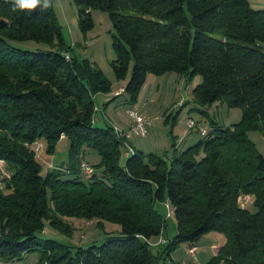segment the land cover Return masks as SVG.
Wrapping results in <instances>:
<instances>
[{"label":"trees","instance_id":"obj_1","mask_svg":"<svg viewBox=\"0 0 264 264\" xmlns=\"http://www.w3.org/2000/svg\"><path fill=\"white\" fill-rule=\"evenodd\" d=\"M72 1L83 33L93 10L108 13L111 66L118 80L127 78L128 103L147 74L198 75L192 100L201 108L224 101L241 118L212 126L183 150L173 143L167 158L137 150L122 157L112 128L93 121L94 96L110 83L89 60H65L71 47L51 1L21 10L0 0V160L9 174L0 175V261L37 251V264H165L180 244L217 232L224 242L208 264H264V156L247 137L264 134V9L251 0ZM26 41L46 48L13 45ZM61 136L67 165L42 175L34 142L52 154ZM86 149L100 159L91 176L79 169ZM247 195L254 211L240 206ZM162 202L172 207L176 233L155 247L148 240L166 229ZM69 218L117 224L120 234L74 250L37 238L46 226L70 237Z\"/></svg>","mask_w":264,"mask_h":264},{"label":"rangeland","instance_id":"obj_2","mask_svg":"<svg viewBox=\"0 0 264 264\" xmlns=\"http://www.w3.org/2000/svg\"><path fill=\"white\" fill-rule=\"evenodd\" d=\"M54 8L56 19L61 26L66 43L71 47V54L65 52L64 58L70 60L71 55L78 59L89 60L97 67L110 83V91L94 96L93 121L97 126L109 125L115 136L121 143V154H133L135 150L147 155L154 153L163 158L170 156L173 143L178 150H183L193 145L203 136L199 130L210 131L212 126L228 127L241 118L240 108H229L224 101H216L211 106L201 108L192 100V89L201 81L196 75L192 80L175 73L166 72L161 75L147 74L134 104L127 102V93L117 94L125 87L127 78L118 80L113 72L111 62L115 59L112 47V24L109 15L105 11L93 10L91 12L92 28L83 33L78 25L77 6L72 0H50ZM24 50H42L46 47L33 41L13 43ZM135 108L145 118V134H128V128L132 118L126 110ZM198 108V109H197ZM188 120L196 124L188 128ZM214 122V123H211ZM120 129V130H119ZM247 137L255 144L257 150L264 156V134L257 130L249 131ZM135 149V150H134ZM68 141L60 137L55 145L54 153L45 152V144L42 142V151L35 153L41 162V173H46L45 167L50 162L58 166L67 164ZM122 160V158H121ZM100 161L96 151L86 149L84 162L91 169ZM3 168L5 166L3 165ZM5 171L6 169H2ZM6 179L9 174L3 176ZM2 183H0L1 187ZM252 196H243L239 199L241 207L254 211ZM158 210L166 219V229L158 238L148 240L151 246L162 247L167 240L176 233L175 219L172 215V207L167 202L157 205ZM73 232L70 237L46 226L42 233L38 234L40 240L53 239L64 243L74 250V246L88 247L101 245L109 237L118 236L120 227L117 224L103 222V226H97L94 222H86L83 219L69 218ZM224 242V237L217 232L204 234L195 245L197 262L194 264H208L215 254L218 246ZM189 243L180 244L173 249L169 256H163L165 264H192L193 257L189 253ZM74 252V251H72ZM39 253L31 251L24 256L22 264H37Z\"/></svg>","mask_w":264,"mask_h":264},{"label":"built area","instance_id":"obj_3","mask_svg":"<svg viewBox=\"0 0 264 264\" xmlns=\"http://www.w3.org/2000/svg\"><path fill=\"white\" fill-rule=\"evenodd\" d=\"M123 91V88L120 89V91H117V94H121ZM126 113L129 115V117H131L132 123L130 125V127L128 128V134L131 135L132 133L137 134V133H141V134H145V129H144V124H145V118L143 117V115H141L137 109L135 108H130L128 110H126ZM187 126L188 128H193L196 126V124H194L193 120H188L187 122ZM120 130V129H119ZM199 133L201 136H204L206 134V131L204 129H200ZM34 151L35 153H40L42 151V144L41 142H34ZM129 154H125V156H128ZM55 165L54 163L50 162V164L48 165V167L53 168ZM2 169H6L3 168V162L0 160V170L3 176L8 175L7 171H3ZM80 172L83 173L84 175L87 176H91L93 173V169L90 168V166L85 163L84 161L80 163L79 166ZM195 246H191V248L189 249V253L190 255L193 257L192 262L196 263V256H195ZM0 264H22L19 261H10V262H3L0 261Z\"/></svg>","mask_w":264,"mask_h":264},{"label":"clouds","instance_id":"obj_4","mask_svg":"<svg viewBox=\"0 0 264 264\" xmlns=\"http://www.w3.org/2000/svg\"><path fill=\"white\" fill-rule=\"evenodd\" d=\"M39 3H41V0H15L16 7L20 8L21 10H31L35 8ZM44 6L47 7L46 0Z\"/></svg>","mask_w":264,"mask_h":264},{"label":"crops","instance_id":"obj_5","mask_svg":"<svg viewBox=\"0 0 264 264\" xmlns=\"http://www.w3.org/2000/svg\"><path fill=\"white\" fill-rule=\"evenodd\" d=\"M250 3L254 9H264V0H251Z\"/></svg>","mask_w":264,"mask_h":264}]
</instances>
